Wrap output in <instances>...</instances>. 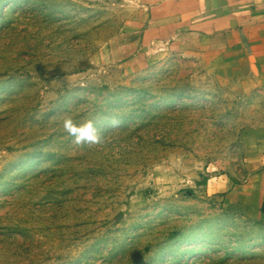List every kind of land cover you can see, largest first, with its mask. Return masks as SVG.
I'll return each instance as SVG.
<instances>
[{"label":"rangeland","instance_id":"obj_1","mask_svg":"<svg viewBox=\"0 0 264 264\" xmlns=\"http://www.w3.org/2000/svg\"><path fill=\"white\" fill-rule=\"evenodd\" d=\"M152 1L0 0V264H264V220L214 192L249 175L264 93L145 42Z\"/></svg>","mask_w":264,"mask_h":264},{"label":"crops","instance_id":"obj_2","mask_svg":"<svg viewBox=\"0 0 264 264\" xmlns=\"http://www.w3.org/2000/svg\"><path fill=\"white\" fill-rule=\"evenodd\" d=\"M148 21L145 42L161 44L172 38L182 46L189 43L217 73L246 74L264 93V0H153ZM251 140L255 156L246 164L250 173L245 181L227 179L214 192L225 191L229 210L264 220V127Z\"/></svg>","mask_w":264,"mask_h":264},{"label":"clouds","instance_id":"obj_3","mask_svg":"<svg viewBox=\"0 0 264 264\" xmlns=\"http://www.w3.org/2000/svg\"><path fill=\"white\" fill-rule=\"evenodd\" d=\"M113 123H115V121ZM64 129L71 137H73V141L76 144L99 143L101 140V137L97 134L91 120L86 121L83 124H77L68 117L64 120Z\"/></svg>","mask_w":264,"mask_h":264}]
</instances>
